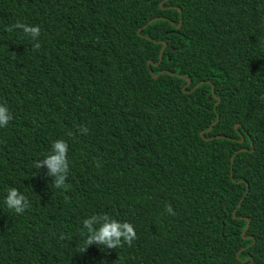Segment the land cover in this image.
Here are the masks:
<instances>
[{"label":"trees","instance_id":"16d2710c","mask_svg":"<svg viewBox=\"0 0 264 264\" xmlns=\"http://www.w3.org/2000/svg\"><path fill=\"white\" fill-rule=\"evenodd\" d=\"M262 97L264 0H0V264H264ZM105 214L137 238L77 252Z\"/></svg>","mask_w":264,"mask_h":264},{"label":"clouds","instance_id":"9594fccd","mask_svg":"<svg viewBox=\"0 0 264 264\" xmlns=\"http://www.w3.org/2000/svg\"><path fill=\"white\" fill-rule=\"evenodd\" d=\"M14 29H22L26 36H31L35 41L40 35L39 26H29L24 23H16L8 27V31ZM40 44L34 43L33 49H39ZM264 99V97H262ZM13 119L9 109L5 105H0V127H6L8 123ZM82 132H87L86 128L81 127ZM71 135V133H69ZM67 142L63 139L54 141L52 144V153L47 155L43 160L37 161L35 167L41 169L46 166L48 169V175L54 178L52 186L60 189H67L66 184L67 175L69 172L68 160H67ZM5 204L9 210L14 211L17 214H23L29 206L27 197L19 192L16 188H10L5 198ZM166 211L170 214H175L170 205L166 206ZM99 224V227L95 225ZM83 228L86 229V233L82 230L81 235L84 238V244L86 247L80 249L76 248V251L83 253L91 245H100L107 249H116L123 246V243L129 246L137 238L134 227L128 222H119L112 219L107 214L100 216H92L85 219L83 222ZM65 237L62 235L61 239Z\"/></svg>","mask_w":264,"mask_h":264},{"label":"water","instance_id":"95a60500","mask_svg":"<svg viewBox=\"0 0 264 264\" xmlns=\"http://www.w3.org/2000/svg\"><path fill=\"white\" fill-rule=\"evenodd\" d=\"M156 19H157V18H156ZM156 19L150 21V22L148 23V25H146L145 27H147V26H149L150 24H152ZM180 27H181V24L178 26V28H180ZM138 33L141 35V29L138 31ZM162 44H163V49H162V50H165V49L167 48V43L163 42ZM150 64H151V62H150ZM155 77L157 78L158 76H155ZM191 83H192L191 80H188L187 87L190 86ZM199 86H200V85L196 86L195 89H197ZM184 90H185V89H184ZM213 95H214V98L217 100V103L215 104V106L217 107V106L220 104V101H221V100H220V98H218V97L215 95V91H214V90H213ZM218 121H219V119L214 123V125L217 124ZM238 128H239V125L237 124L236 129H238ZM211 130H212V127H210L208 131H211ZM242 142H244V138H242ZM242 151H245V149L241 150V152H242ZM239 207H240V205H239Z\"/></svg>","mask_w":264,"mask_h":264}]
</instances>
